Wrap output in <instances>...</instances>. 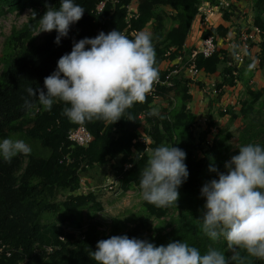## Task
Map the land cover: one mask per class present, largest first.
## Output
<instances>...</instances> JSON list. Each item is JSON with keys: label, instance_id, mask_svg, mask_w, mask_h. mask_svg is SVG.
<instances>
[{"label": "trees", "instance_id": "obj_1", "mask_svg": "<svg viewBox=\"0 0 264 264\" xmlns=\"http://www.w3.org/2000/svg\"><path fill=\"white\" fill-rule=\"evenodd\" d=\"M102 1L104 5L97 11V5ZM132 1L74 0L85 9L83 17L70 26L67 36L61 37L57 44L55 30L40 42H36L35 33L40 26L39 18L47 8H58L59 0H0V18L6 13L29 10L24 24L19 28L13 27L5 38L0 54L3 65L0 76V142L19 135L31 145L29 154H18L10 163L0 157V264H97L92 258L97 241L113 235L143 240V234L151 226L150 221L167 215L165 208L142 200L141 210L132 217V225L124 226L114 219L112 232L106 237L98 232V221L92 222L85 236L79 239L74 232L65 229L66 225L79 228L85 210L102 209L93 191L74 194L80 188L83 173L89 175L95 168L109 165L114 181L124 192L140 187V173L151 152L162 146L166 138L184 146L186 140L193 139L190 131L195 116L188 108L192 95L186 76L179 73L174 76L172 86L156 89L157 97L171 96L176 100L168 115L165 110L161 114L151 112L154 98L147 96L144 103L135 104L122 119L110 125L101 120L74 123L64 114V108L70 105L54 102L51 110L46 111L38 98L30 97L27 92L29 87L44 89V78L56 70L58 59L71 51L74 42L115 29L131 39L149 24L152 25L156 67L159 77H163L177 67L171 64L170 68L162 70L164 61H173L179 56L184 58L192 51L186 52L184 45L199 14L201 1L213 6L219 3L218 0H134L136 5L130 11ZM253 11V26L261 30L257 45L264 60V0H253ZM221 17L224 22H230L234 14L224 10ZM228 31V25L223 23L210 26L202 31L201 40L207 37L215 39L217 35L225 37ZM225 56V50L216 48L209 57L197 54L193 63L198 71L211 75L225 63ZM234 70L229 66L222 69V84L235 83L238 75H233ZM246 93L247 101L241 110L244 118L248 119L255 112V104L264 106V86L257 90L247 88ZM25 100L31 102V109L25 107ZM79 125L92 136L85 146L75 145L68 139L69 131ZM142 133L149 137V143L139 140ZM217 134L213 135L210 145L205 138L201 145L189 143L191 149L186 152L184 161L189 175L178 188L179 195L188 200L189 208L210 167H221L229 157L227 141L230 133ZM202 146L205 150L198 158L193 150H200ZM128 164L130 166L126 167ZM187 216H182L167 233L159 231L149 242L160 246L181 240L197 247L201 254H205L210 246L221 251L226 249L223 238L212 242L202 233V222ZM241 255L243 264H264V260L248 257L246 253Z\"/></svg>", "mask_w": 264, "mask_h": 264}, {"label": "clouds", "instance_id": "obj_2", "mask_svg": "<svg viewBox=\"0 0 264 264\" xmlns=\"http://www.w3.org/2000/svg\"><path fill=\"white\" fill-rule=\"evenodd\" d=\"M84 11L74 0H59L58 8H47L39 18L35 35L55 30V43L59 44ZM43 83L46 91L29 87L27 92L38 98L44 110L50 111L54 102H63L70 105L64 114L74 123L101 120L113 124L135 104L144 103L159 83L151 34L142 31L130 39L115 29L80 39L58 59L56 70ZM25 107L31 109L29 100ZM238 149V154L225 162V171L210 167L218 178L200 190L205 198L201 231L214 243L223 238L226 251L210 246L201 254L181 240L156 246L113 235L97 241L92 258L97 264H243L241 254L246 253L264 260V147L249 143ZM30 152L22 140L0 142V157L8 163L18 154ZM185 159L186 153L178 147H156L140 173L143 200L158 208L176 206L178 188L189 175Z\"/></svg>", "mask_w": 264, "mask_h": 264}, {"label": "rangeland", "instance_id": "obj_3", "mask_svg": "<svg viewBox=\"0 0 264 264\" xmlns=\"http://www.w3.org/2000/svg\"><path fill=\"white\" fill-rule=\"evenodd\" d=\"M227 1V0H224ZM235 9H232L234 12V18L232 21L228 22L229 31L225 37H215L216 44L220 48L227 47V41L233 36L230 35V31L237 28V24L242 23L244 26H240V30L248 31L251 27V21L254 18L253 11V0H228ZM204 7H202L203 5ZM136 2L133 0L131 2V10L134 9ZM207 5L211 8L213 5H209L206 2L201 1L199 7L201 6V13L199 12L196 16L194 22H204L203 25L205 28L211 25H217L216 21L219 19L214 18L215 13L210 8H207ZM166 10L169 11V8ZM224 9H219L216 11L221 15ZM29 15V10L25 9L24 11L17 13H6L0 18V54L2 50V45L5 38L10 34V31L13 27L19 28L26 21ZM203 18V21L201 20ZM210 22V23H207ZM232 23V25H230ZM200 25V23H197ZM196 24V25H197ZM169 22L167 21L166 28H168ZM202 26V28H203ZM201 28V27H200ZM196 27H193V30L190 34V37L195 41L190 46H186V52H189L192 48L198 45L199 40L195 35L200 30ZM143 32H148L152 34V25L149 24ZM51 32H41L36 35V42H40L46 35ZM228 39V40H227ZM260 47L259 44L255 45L252 50L244 53V60L242 65H235L237 70L238 78L235 79L233 85L222 84V69L227 66L226 63H222L219 67V70L214 73L212 76H203L198 74L196 76L190 77L184 69L180 72V75L186 76L189 80V92L192 95V100L188 104L190 107L189 110L194 111V120L193 127L191 128V133L193 139L186 140V145L183 143L181 145H176L170 138H166L162 145L173 146L182 149L185 153L191 149L189 143L192 146L196 144H202V140L205 138L212 141V136L209 133L211 128H216V133L225 134L230 133V138L227 141L229 146L228 159L231 156L238 154L239 147L247 145L249 143L259 144L261 147H264V106H259L258 103L255 104V112L250 115L248 119L244 118L242 115V104L247 101L246 89L250 88L253 90L260 89L264 86V60L261 59V54L259 53ZM187 60V53L183 58V62ZM174 60L166 64L164 61L161 65L162 70H166L174 64ZM2 63L0 62V76L3 72ZM228 67V66H227ZM236 75V76H237ZM203 77V78H202ZM176 104L174 97H157L151 104V112L155 114L163 113L169 114ZM207 119V124H202L201 119ZM250 124V125H249ZM217 134V135H218ZM243 135V136H242ZM209 138V139H208ZM214 139V138H213ZM10 140H22L29 147L30 143L26 140H23L19 135H14ZM205 149L202 146V149L193 150V154L201 158L202 152ZM24 155V154H22ZM24 165H26V159L23 160ZM225 164V163H224ZM224 164L221 167H216L220 172L225 171ZM91 174L87 175L83 173L80 180V188L74 192L78 193H87L88 191H93L96 194V199L102 206L100 211L85 210L82 215V224L78 227L76 226H65L67 231H72L75 233L76 238H83L85 233L88 231V227L92 222L98 221L100 224L97 226V230L101 236L106 237L112 232V220L118 219L119 222L125 226V224L130 227L132 225V217L141 210L142 203V194L140 187H133L129 190L122 191L118 184L113 181V171L109 165L102 167L100 169L95 168ZM96 174V176L94 175ZM100 179L97 181L96 178ZM217 173L209 171L204 177V181L201 183L199 191L194 199L189 204L191 208L188 207V200L183 199L180 195L176 202V206H170L165 208L167 210V215L160 220L152 219L150 221L151 226L143 234V240L150 241L152 237H155L156 234L161 231L162 233H167L174 227L177 222L182 218V216L188 215L191 218L202 222L201 218L203 215L205 198L201 196L200 190L202 186L209 182L212 179H217ZM110 186V187H109ZM192 212H195L193 215ZM187 216V217H188ZM223 251H226L223 250ZM225 255H231V253L226 252Z\"/></svg>", "mask_w": 264, "mask_h": 264}, {"label": "built area", "instance_id": "obj_4", "mask_svg": "<svg viewBox=\"0 0 264 264\" xmlns=\"http://www.w3.org/2000/svg\"><path fill=\"white\" fill-rule=\"evenodd\" d=\"M109 1L113 3L117 2V0H109ZM218 2L219 3L217 6H211L210 8L207 5V8H210V10L211 9H214V10L224 9V10H227L228 12L234 9L233 5H231V3L228 0L227 1L218 0ZM103 5H104V2L103 1L100 2L97 5L96 10L99 11L100 9H102ZM202 7H204V5ZM129 10H131V7H129ZM198 12L201 13V6L198 8ZM232 14H234V12H232ZM260 34H261L260 28L259 27L257 28L254 26H251L248 31H244V30L234 31L233 36L229 40L227 39L228 40L227 45L230 51V58L227 59V56H228L227 54L225 56L226 57L225 63L227 64V66L235 68V65H242L243 60H244V53L252 50V48L258 43V41L261 39ZM216 48H217L216 41L214 37H207L205 39H202L199 43V46L196 49H193L190 52V54L187 56V60L185 62H183L182 56H179L176 59H174L175 60L174 65H177V67L175 69L168 71L166 75H164L163 77H159V83H157L154 86V91L148 96H151L152 98L156 99L157 98L156 89L158 87L167 88V87L172 86L174 76L178 75L183 69H184V73L186 71V74L189 73L188 75L190 77L200 74L201 72L195 68V64L193 63L195 56L197 54H201L203 57H209L212 55V53L214 52ZM232 73L233 75L236 76L237 70L235 69ZM195 121H197V119H195ZM200 121L204 125L207 124L208 122L206 118L199 120V122ZM215 132H216V128L210 129V134L212 137L213 135H215ZM68 139L75 145L77 144L80 146H85L91 141L92 136L90 132L84 126L79 125L75 127V129H72L69 131ZM139 140L145 143L150 142L149 137H147L143 133L140 135ZM206 143L210 145L212 141L206 139ZM145 150L148 151V147H146ZM128 166H130V164H128L126 167ZM113 181H114V178H113ZM60 239L62 240L63 237H60Z\"/></svg>", "mask_w": 264, "mask_h": 264}, {"label": "crops", "instance_id": "obj_5", "mask_svg": "<svg viewBox=\"0 0 264 264\" xmlns=\"http://www.w3.org/2000/svg\"><path fill=\"white\" fill-rule=\"evenodd\" d=\"M234 9H235V7H234ZM211 10H213L214 12H212V13H215V15L213 16L214 18H217V19H219V21H216V24L217 25H219V24H221V23H223L224 25H228L229 23L228 22H224L223 21V19H222V17H221V15H219V13H217L216 11H218L217 9H211ZM197 23H200V25H198ZM207 23H210V22H207ZM197 24V25H196ZM206 23H204V22H193L192 23V26H191V29H190V32H189V35H188V37H187V40H186V42H185V45H184V47H186V46H190V45H192V43H194V41H195V38L196 37H194V40L190 37V34H191V32H192V30H193V27H196V30L197 29H199L200 27V30L198 31V33L197 34H195L197 37H198V39L199 40H201V33H202V31L203 30H205L206 28L203 26V25H205ZM217 25H211V26H217ZM230 25H232V23L230 24ZM251 26H253V21H251V24H250ZM202 26H203V28H202ZM240 26H244V24L242 23V25H240V23H238L237 24V28H235L234 29V24H233V29H232V31H230L229 33H230V35H233L234 34V31H236V30H240ZM210 27V26H209ZM217 37V36H216ZM216 41V40H215ZM199 43H200V41H199ZM199 43H198V45L197 46H195L194 48H192L191 50H193V49H196L198 46H199ZM216 47L217 48H220V47H218L217 46V44H216ZM220 49H223V50H225V52H226V54L228 55L227 56V59H229L230 58V51H229V49H228V45H227V47H224V48H220ZM191 50H189V51H191ZM175 61V60H174ZM169 61L167 60L166 61V64L168 63ZM226 62V61H225ZM170 63H171V61H170ZM217 72V71H216ZM215 72V73H216ZM200 74H202L203 76H212L213 74H211V75H207V74H205V73H203V72H201ZM203 78V77H202ZM190 93V92H189ZM191 94V93H190ZM188 108H190L189 106H188ZM191 111V110H190ZM193 113H194V111H192ZM144 134V133H143ZM91 174V173H90ZM95 176H96V174H94ZM102 175L101 174H99V176L96 178V180L98 181L100 178L99 177H101ZM99 182V181H98Z\"/></svg>", "mask_w": 264, "mask_h": 264}]
</instances>
